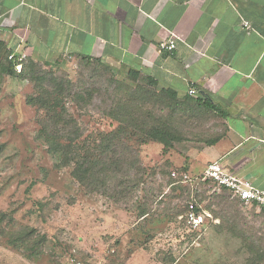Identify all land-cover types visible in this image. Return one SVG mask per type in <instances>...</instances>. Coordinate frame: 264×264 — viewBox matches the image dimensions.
I'll use <instances>...</instances> for the list:
<instances>
[{
	"label": "rangeland",
	"instance_id": "obj_1",
	"mask_svg": "<svg viewBox=\"0 0 264 264\" xmlns=\"http://www.w3.org/2000/svg\"><path fill=\"white\" fill-rule=\"evenodd\" d=\"M7 55L0 49V264H68L69 257L80 264H264V211L204 181L206 168L192 164L219 133L209 112L169 107L162 89L126 69L27 60L26 76L16 77L3 70ZM47 73L71 82L51 109L45 93L53 91L41 81ZM68 117L89 147L113 130L125 133L116 146L126 149L128 165L100 192L80 185L72 166L38 137L40 121L63 125ZM164 121L172 149L139 144L143 126L162 128ZM192 166L199 171L189 172ZM190 204L205 216L199 231L186 222Z\"/></svg>",
	"mask_w": 264,
	"mask_h": 264
},
{
	"label": "crops",
	"instance_id": "obj_2",
	"mask_svg": "<svg viewBox=\"0 0 264 264\" xmlns=\"http://www.w3.org/2000/svg\"><path fill=\"white\" fill-rule=\"evenodd\" d=\"M0 49L133 70L179 97L195 89L219 133L192 164L219 162L264 190V0H0Z\"/></svg>",
	"mask_w": 264,
	"mask_h": 264
},
{
	"label": "trees",
	"instance_id": "obj_3",
	"mask_svg": "<svg viewBox=\"0 0 264 264\" xmlns=\"http://www.w3.org/2000/svg\"><path fill=\"white\" fill-rule=\"evenodd\" d=\"M7 68L3 70L9 75H15L16 77H24L26 76L25 66L22 62V69L20 72L16 70V61L8 60L7 55ZM81 62H85L88 64H101L96 61H92L89 59H79ZM36 65H31L30 69L35 70L36 72ZM130 77L134 79L138 78L139 73L133 70L128 72ZM44 78L41 80L42 82L45 81L48 85V88L52 90V93L46 92V98L52 101L49 109L59 107L58 100L60 99L61 95H63V89H70L71 82L67 79H55L50 74H44ZM148 85L151 87H156V84L153 81L148 82ZM161 94L163 95L164 99L171 104V106H175L176 103H181L187 106L194 105L196 111L199 112L201 109L198 107L199 102L202 101L201 98L194 96H181L179 97L175 92L171 90H161ZM46 98H42L41 95L37 96V102H42V107L48 105ZM58 99V100H57ZM62 102L61 100H59ZM120 102V101H119ZM206 107L209 110H215L214 106L210 104V102H206ZM64 112V111H63ZM75 123L72 118L68 117L63 125H59L58 120L49 119V120H42L40 121V130L38 132V137L42 138L47 146V151L51 155L59 156L60 163L64 166H72V171L74 174V178L80 185L86 186L92 192H100V190H104V185L106 184V179L111 178L114 179L113 176L115 174H119L124 166H127V162L122 159V154L126 150L121 145L120 149L117 148V141L122 140L125 138L124 132L122 128L119 130H113L107 134H104L101 138V142L98 145H94L93 147H89L87 144L88 141L81 139L84 136L83 131L76 125H72ZM166 122L164 121V124ZM169 127H160V125L148 126L145 130L143 126L140 130L141 136L138 138L139 144H147L148 141L160 144L163 146L164 150L172 149L171 145V135L169 134ZM212 141H210L207 146H210ZM223 191L227 192L229 195L230 193L222 189ZM122 192V191H121ZM117 193V195H119ZM128 195L127 192H124L122 197H126ZM236 200V199H235ZM237 201V200H236ZM239 202V201H237ZM240 203V202H239ZM241 204V203H240ZM197 211V210H196ZM264 211V210H263Z\"/></svg>",
	"mask_w": 264,
	"mask_h": 264
},
{
	"label": "built area",
	"instance_id": "obj_4",
	"mask_svg": "<svg viewBox=\"0 0 264 264\" xmlns=\"http://www.w3.org/2000/svg\"><path fill=\"white\" fill-rule=\"evenodd\" d=\"M243 26L249 28V23L244 21ZM175 42L176 37L173 36L168 41L160 43L158 49L163 52H171L175 49ZM8 60L16 61V70L17 72H20L22 69L21 64L25 61V56L23 54L10 53L8 55ZM195 94V89H188L187 95L194 96ZM175 176V173H172V177L175 178ZM203 180H208L218 188L227 190L230 193L231 198L234 200L236 199L242 205L264 210V190L257 189L251 183L226 173L219 162H214L208 165L204 172ZM188 181V176L183 175L181 182L187 183ZM185 219L189 228L193 231H199L205 224V216L203 213L196 211L193 204L188 206ZM67 261L69 262L68 264H80L76 257H71V259L69 257Z\"/></svg>",
	"mask_w": 264,
	"mask_h": 264
}]
</instances>
